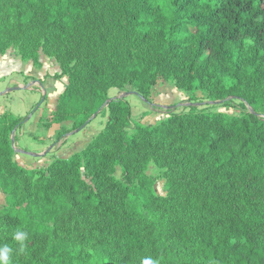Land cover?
Listing matches in <instances>:
<instances>
[{
	"label": "trees",
	"instance_id": "trees-1",
	"mask_svg": "<svg viewBox=\"0 0 264 264\" xmlns=\"http://www.w3.org/2000/svg\"><path fill=\"white\" fill-rule=\"evenodd\" d=\"M110 2L115 7L107 28L96 36L98 49L86 51L78 57L79 65L63 70L71 83L47 123L72 120L74 131L105 106L108 124L95 141L70 158L56 159L33 172L39 177L29 180L22 177L27 170L15 162L10 142L11 133L27 117L10 111L0 115L5 155L0 162L9 158L6 172L0 165V187L8 199L0 210V248L11 249L9 264H142L145 258L160 264H264V223L253 230L228 201L229 191L238 188L264 196V0ZM106 5L105 0H0V50L8 46L6 25L24 14L38 16L50 32L45 39L61 45L72 42L80 26L92 25ZM7 9L11 16L4 14ZM149 44L156 52L144 59L140 51ZM79 66L86 74L73 79L71 72ZM160 78L191 98L198 91L213 100L241 98L253 111L238 116L184 112L145 125L133 119L127 100L109 97L110 89L132 82L150 103ZM80 87L90 89L92 103L72 108V95ZM132 125L133 133L128 130ZM168 129L174 134H167ZM172 136L181 164L205 165L208 171L197 200L188 198L184 204L198 211V221L189 227L179 220L160 229L138 206L142 189L117 179L111 167L121 165L129 180L143 162V146ZM98 145L109 151H99ZM82 168L92 183L81 177ZM60 189L67 193L71 208L87 216L97 212L113 229L107 245L80 254L29 235L41 228L36 205H48L49 195ZM107 189L120 196L119 204L104 195ZM20 231L27 233L23 242L14 238Z\"/></svg>",
	"mask_w": 264,
	"mask_h": 264
},
{
	"label": "rangeland",
	"instance_id": "rangeland-1",
	"mask_svg": "<svg viewBox=\"0 0 264 264\" xmlns=\"http://www.w3.org/2000/svg\"><path fill=\"white\" fill-rule=\"evenodd\" d=\"M105 1L107 5L101 9L95 22L92 25L80 26L76 31V38L70 43L61 45H54V43L45 39L46 34L49 38L51 37L49 36L50 32L46 29V23L41 21L38 16L24 14L17 21L15 18V20L6 25V43L8 46L6 49L0 50V55L10 53L14 57V60L18 59L22 62H29L38 70L42 69L46 64L44 79L37 78L34 75L28 77L32 81H39V79L41 81H47L49 78H61L65 76L67 79V85L63 92L65 93L71 83V76L69 74H63V70L65 68L70 69V66L77 63L78 57L84 55L86 51H96L99 47L96 36L107 28L110 14L115 7L110 2L111 0ZM4 14L11 16L12 12L7 9ZM22 21L24 23L21 25ZM3 36L5 38V34ZM154 46L153 44H149L146 49L144 48L140 51L144 53V59L149 58L152 53L156 52V47ZM51 67H55L56 69L52 70ZM71 73L73 79L77 74H86L81 66L73 69ZM114 81H119V79L116 78ZM160 82L161 84L168 83L169 85H174L172 82L162 78L158 79L156 85ZM156 85L152 89V100ZM122 89L136 90L132 82L125 84ZM175 89L177 88L175 87ZM175 89L173 87L168 88L165 97L167 100L176 102L171 103L169 106L160 107L161 111H157L154 115H158L159 117L165 115L167 117L160 121L159 118L154 117L151 122L158 121L156 124H160L172 115L184 112H221L238 116L253 111L252 106L241 98L213 100L202 91L195 93L192 98L189 93V99L181 101L180 93H185L186 91L177 89V91H180L178 93ZM137 93L139 92L137 91ZM141 98L145 100L142 96ZM190 101L194 102L189 103ZM91 103L90 89H84L82 87L79 88L78 93L72 95L70 101L72 108L83 107ZM68 108L70 109L69 106ZM98 116L107 117L105 129L109 119L108 109L105 106L100 108L91 121ZM128 130L133 133L135 127L132 125ZM70 132H73V130L64 131L59 136V141H66L68 137L67 133ZM13 133L10 135L12 148H14L15 144ZM167 134L174 133L168 129ZM98 135L93 138L88 146L95 141ZM174 145V137L166 141L156 139L152 146L144 145L142 154L144 157L143 162L135 167L129 180L126 179L121 165L115 164L111 167L112 175L117 179L123 183H129L131 186H137L142 189L143 194L138 206L141 207L149 223L153 227L156 226L160 229L172 227L179 220L189 227H192L198 221V211L195 208H187L184 204L188 201V198L197 200V190L202 183L204 175L208 171V167L205 165L195 164L190 167H185L181 164L182 159L176 155L174 151L176 145L175 147ZM97 149L99 151H109V147L106 145H98ZM2 150L3 147L0 143V159L5 157L2 154ZM5 160L4 162H0L4 172H6L9 166V158ZM26 170L27 173L22 177L34 180L39 177V174L32 173L44 170V168ZM81 177L88 183H92L91 178L88 177L87 171L84 168L81 170ZM19 182L24 185L22 179ZM104 195L113 203H120V196L111 190H105ZM49 198L50 203L48 205H43L42 203L36 205V213L39 215L37 219L41 228L32 229L29 235L35 238L41 237L50 245L54 244L58 249H68L80 254L90 253V251L96 248L100 247L101 249L107 245L113 234V229L108 227L106 221L99 213L93 212L90 216L79 214L71 208L67 193L63 189L54 191L49 195ZM21 199L19 198L17 201ZM228 201L233 205L235 213L244 219L253 230L258 229L264 223V196H259L251 191L238 188L229 191ZM7 205V194L0 187V210Z\"/></svg>",
	"mask_w": 264,
	"mask_h": 264
},
{
	"label": "crops",
	"instance_id": "crops-1",
	"mask_svg": "<svg viewBox=\"0 0 264 264\" xmlns=\"http://www.w3.org/2000/svg\"><path fill=\"white\" fill-rule=\"evenodd\" d=\"M10 53L0 55V115L10 111L16 116L27 117L26 122L14 131V160L25 169H46L56 159H66L72 154L82 151L105 127L107 117L98 116L81 128L67 133L66 141H59L64 131L73 127V121L67 120L52 123L59 98L64 92L67 79L49 78L47 81L31 80L34 75L43 78L46 64L42 69H36L29 62L13 59ZM55 70V67H51ZM171 86V87H169ZM175 85L168 83L156 85L152 102L142 99L136 90L112 88L109 97L124 98L132 107L133 119L142 124L151 122L154 117L160 120L167 116H154L160 107L176 102L166 99L167 89ZM177 88V87H176ZM178 89V88H177ZM180 93V91H177ZM181 101L189 99V93H180ZM194 101H190L192 103ZM108 116V115H107Z\"/></svg>",
	"mask_w": 264,
	"mask_h": 264
},
{
	"label": "clouds",
	"instance_id": "clouds-1",
	"mask_svg": "<svg viewBox=\"0 0 264 264\" xmlns=\"http://www.w3.org/2000/svg\"><path fill=\"white\" fill-rule=\"evenodd\" d=\"M27 237V233L20 231L15 234V240L23 242ZM11 249L8 247L0 248V264H9V253ZM142 264H160L158 260H153L152 258H145L142 260Z\"/></svg>",
	"mask_w": 264,
	"mask_h": 264
},
{
	"label": "built area",
	"instance_id": "built-area-1",
	"mask_svg": "<svg viewBox=\"0 0 264 264\" xmlns=\"http://www.w3.org/2000/svg\"><path fill=\"white\" fill-rule=\"evenodd\" d=\"M182 107H184V105H182Z\"/></svg>",
	"mask_w": 264,
	"mask_h": 264
}]
</instances>
